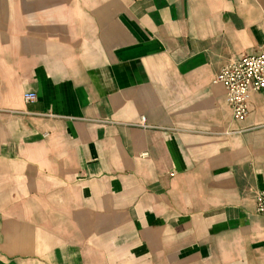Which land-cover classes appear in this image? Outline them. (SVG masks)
Masks as SVG:
<instances>
[{
  "label": "crops",
  "instance_id": "1",
  "mask_svg": "<svg viewBox=\"0 0 264 264\" xmlns=\"http://www.w3.org/2000/svg\"><path fill=\"white\" fill-rule=\"evenodd\" d=\"M262 49L264 0H0V264H264V97L212 84Z\"/></svg>",
  "mask_w": 264,
  "mask_h": 264
},
{
  "label": "built area",
  "instance_id": "2",
  "mask_svg": "<svg viewBox=\"0 0 264 264\" xmlns=\"http://www.w3.org/2000/svg\"><path fill=\"white\" fill-rule=\"evenodd\" d=\"M212 84L220 85L225 92V100L234 120L242 121L248 115V99L251 93L264 97V49L259 53L243 56L221 68ZM35 95L27 93L24 101L35 100ZM143 119L141 123H143ZM256 213L264 219V189L258 193Z\"/></svg>",
  "mask_w": 264,
  "mask_h": 264
}]
</instances>
